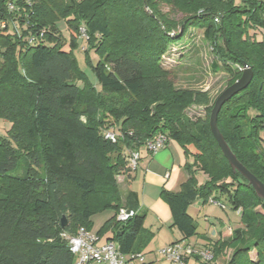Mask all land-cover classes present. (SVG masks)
I'll return each mask as SVG.
<instances>
[{"label": "trees", "instance_id": "obj_1", "mask_svg": "<svg viewBox=\"0 0 264 264\" xmlns=\"http://www.w3.org/2000/svg\"><path fill=\"white\" fill-rule=\"evenodd\" d=\"M60 21L71 32L68 41ZM191 27L204 30L217 58L212 70L226 69L229 85L242 75L232 65L254 71L252 83L221 109L218 126L264 183V39L256 38L264 30V0H0V119L11 123L0 135V264H74L63 234L92 230L93 216L107 209L115 214L97 233L111 230L122 253L144 252L154 233L135 192L124 199L117 177L132 176L130 152L161 132L194 157L180 191H161L172 227L183 239L199 235L189 208L216 198L224 210L241 212L242 226L214 242L211 262L232 248L226 264H264V201L212 133V100L200 89L178 87L163 66L170 46ZM80 38L97 84L75 55ZM193 105L205 106V117L190 116ZM107 130L119 133L116 142ZM21 161L25 172L12 174ZM198 171L207 176L203 184ZM122 208L135 214L122 222Z\"/></svg>", "mask_w": 264, "mask_h": 264}, {"label": "crops", "instance_id": "obj_2", "mask_svg": "<svg viewBox=\"0 0 264 264\" xmlns=\"http://www.w3.org/2000/svg\"><path fill=\"white\" fill-rule=\"evenodd\" d=\"M257 32H260V36L257 34V39H264V30ZM139 151L140 160L137 168L132 171V176L129 179H126L125 175L122 176L125 181L122 194L125 199L129 192H135L139 208L146 212L144 225L154 233L151 240L152 248H155V239L163 237L165 247L182 241L195 248L212 249L214 242L218 239H227L231 236L235 221L231 219L230 213H235L241 218V212L229 208L224 210L220 206L211 204L209 199H198L189 208L190 214L198 224L199 235L183 239L181 232L176 227H172V212L162 197L161 191L162 189L180 191L182 184L189 176L187 164H194L191 149L187 151L178 141L170 139L165 147L155 153L149 152L144 146ZM197 178L200 184L207 181V176L200 171L197 173ZM92 231L95 232L94 227ZM101 237L104 240H110L113 232L110 230ZM254 253L256 255V251ZM150 262L153 261L148 262L146 256L145 264H150ZM198 262L197 255H193L188 257L186 264H198ZM154 263L169 264L162 260L158 252L155 254Z\"/></svg>", "mask_w": 264, "mask_h": 264}, {"label": "rangeland", "instance_id": "obj_3", "mask_svg": "<svg viewBox=\"0 0 264 264\" xmlns=\"http://www.w3.org/2000/svg\"><path fill=\"white\" fill-rule=\"evenodd\" d=\"M11 9H15L14 7H10ZM165 11H169V6H164ZM176 18H180L181 14H174ZM219 21V20H218ZM221 21V20H220ZM219 21V23H220ZM2 27H5L6 23L2 22ZM19 24L10 25V31L15 32L16 28ZM59 26L62 29V33L64 34L67 41L70 39V31H68L66 27V23L64 21L59 22ZM20 28V27H19ZM261 30V29H259ZM257 30V31H259ZM261 32V31H260ZM258 33V35L260 34ZM254 33V31L252 32ZM174 33H172V36ZM256 35V38L258 37ZM260 36V35H259ZM83 37V36H82ZM261 38V37H260ZM87 47L88 43L85 38L79 39V48L75 50V55L79 61L80 67L87 73L89 78L94 84H97L96 77L92 72L88 62H87ZM90 56L92 61L96 62L98 60V55L90 50ZM163 66L173 72V76L175 77V81L178 87H192L196 89H200L207 94V97L212 100V104L218 95L228 86L230 82L231 75L226 71V69H221L219 72H214L212 70V62L217 59L216 55L210 45V43L204 38V30L198 27H191L186 35L179 41L170 46L167 53L163 56ZM243 65L236 64L232 65L235 72L243 73L244 71ZM239 79V78H238ZM236 79L235 82L238 80ZM234 82V83H235ZM233 84V83H232ZM231 84V85H232ZM188 114L193 117H205L206 115V107L203 105H193L187 110ZM11 127V123L5 121L4 119H0V135L6 136L8 130ZM260 136L263 138V147H264V129L260 131ZM26 170V163L21 161L18 168L11 173L14 175L23 174ZM124 173L119 174L117 179L120 184L121 191L125 189L124 186ZM122 178V180H121ZM115 214L114 209H107L101 212L96 213L93 216V227L94 231L98 232L101 226L110 219ZM231 219L235 221L233 223V228L237 229L241 227V218L235 214L230 213ZM229 221L228 218H226ZM220 227V224L218 225ZM233 229V230H234ZM154 241V240H153ZM155 248H152V243L150 242L144 251L146 250L147 261L150 264H155V254L165 247V238L159 237L155 239ZM233 249L226 248L225 255L220 257L215 262H210V264H226V260L231 256ZM255 251L251 252V256L255 257ZM164 262H167L166 259H162ZM200 262V263H199ZM198 264H205L206 261L200 258Z\"/></svg>", "mask_w": 264, "mask_h": 264}, {"label": "built area", "instance_id": "obj_4", "mask_svg": "<svg viewBox=\"0 0 264 264\" xmlns=\"http://www.w3.org/2000/svg\"><path fill=\"white\" fill-rule=\"evenodd\" d=\"M12 7H14L12 5ZM85 35V33L83 34ZM245 69V67H244ZM119 133L113 130H107L105 137L117 141ZM170 140L166 133H159L153 138L145 141L144 147L149 152L155 153L165 147ZM140 160V151L132 150L129 156V168H137ZM209 201L213 205L222 206V202L216 198L210 197ZM135 214L134 210L122 208L118 214V220L125 222ZM68 241L72 253L75 255L74 264H145L146 256L144 252L125 254L122 253L119 244L115 240H104L98 233L81 227L74 234H63ZM162 259H166L169 264H186L190 256L197 255L206 262H211L213 252L211 248H195L190 244L177 241L169 244L158 251Z\"/></svg>", "mask_w": 264, "mask_h": 264}, {"label": "water", "instance_id": "obj_5", "mask_svg": "<svg viewBox=\"0 0 264 264\" xmlns=\"http://www.w3.org/2000/svg\"><path fill=\"white\" fill-rule=\"evenodd\" d=\"M253 79V69L250 66L245 65L241 77L235 83L225 88L216 98L211 110L210 127L233 170L239 172L244 178H246L248 184L255 189L259 198L264 201V183L238 159L218 126V116L223 106L236 94L245 90L252 83ZM62 226H67V219L65 216L62 217Z\"/></svg>", "mask_w": 264, "mask_h": 264}]
</instances>
